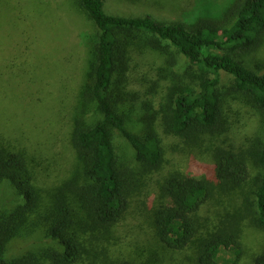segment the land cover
<instances>
[{"label": "trees", "instance_id": "16d2710c", "mask_svg": "<svg viewBox=\"0 0 264 264\" xmlns=\"http://www.w3.org/2000/svg\"><path fill=\"white\" fill-rule=\"evenodd\" d=\"M104 1L77 0L97 30L82 34L88 57L70 109L69 144L75 167L68 189L49 204L34 185L29 159L0 140V185L10 184L23 200L10 213L0 212V264H33L30 258H9L6 246L13 237L27 236L28 230L33 232L42 224L60 246L46 254L50 264L84 259L89 264L98 259L101 264H151L147 259L120 255L118 250L114 258L103 255L102 260L91 246L93 240L104 241L125 220L142 180L154 172H161V178L155 194L144 203L152 243L174 252L195 246V264H219L217 252L223 246L235 253L229 264H238L243 257L238 228L244 218L213 230H202L199 219L215 190L228 194L247 187L251 162L256 168L250 190L252 223L264 233V67L248 68L235 52L253 49L264 39V0H195L183 20L171 22L151 15L106 13ZM146 55L150 61H144ZM178 56L189 62L181 73L175 71ZM157 60V70L170 73L166 75L169 82L163 91L158 81L155 92L149 89L153 102L157 98V108L152 111L153 102L147 101L143 125L140 121V130L133 132L113 87L123 83L131 65L139 67L143 61L152 66ZM220 71L233 77L231 90L259 114L261 138L254 139L244 154L217 148L211 160L191 156L183 172H162L166 156L161 134L198 143L232 127L225 124ZM88 110L98 117L90 122L81 119L79 113ZM115 134L132 149L131 158L119 155ZM82 236L92 241L91 246L84 245ZM253 264H264V245Z\"/></svg>", "mask_w": 264, "mask_h": 264}, {"label": "rangeland", "instance_id": "374dc122", "mask_svg": "<svg viewBox=\"0 0 264 264\" xmlns=\"http://www.w3.org/2000/svg\"><path fill=\"white\" fill-rule=\"evenodd\" d=\"M194 5L195 0H105L104 10L124 16L151 15L171 22L183 20ZM96 30L77 0H0V140L29 159L34 167V185L46 200H50L49 204L68 189V181L73 177L75 161L69 144L70 109L88 57L82 34ZM235 52L248 68L255 69L256 64L264 67V39L253 49ZM178 59L179 67L175 71L181 73L189 62L183 56ZM150 60V56L144 57L145 62ZM152 64L142 61L139 67L131 65L123 83L113 87L118 95V106L129 118L128 125L133 127V132L140 130L142 117L147 112L145 103L153 102L149 89L155 92L154 83L158 81L159 90L163 91L169 82L166 75L170 73L159 72L156 68L159 60ZM219 76L226 102L225 124L232 127L221 136L206 137L198 143L161 134L166 156L162 172H183L191 156L199 161L211 160L210 156L217 148L244 154L254 139L261 138L257 111L244 105L241 95L231 90L233 77L230 74L220 71ZM156 99L150 103L152 111L157 108ZM79 116L90 122L98 114L88 110ZM114 138L119 155L124 159L131 158L133 152L127 142L117 134ZM249 165L252 177L247 187L228 194H218L215 190L209 203L201 209L199 219L202 230H213L220 224L230 226L237 217L244 218L238 228L243 247V257L238 264H253L254 256L264 245V233L252 223L254 199L250 190L256 168L251 162ZM160 178L161 172H154L142 180L141 191L132 200L125 220L113 228L104 241L93 240L92 246V241L88 243L82 236L84 245L91 246L102 260L103 255L112 259L119 251L120 255L147 259L152 261L151 264H195V246L174 252L152 243L144 203L155 194ZM64 193L70 194L69 191ZM22 201L10 184L0 185V212L10 213ZM225 220L228 222H223ZM43 226L33 232L28 230L27 236L13 237L6 246L7 256L30 258L33 264H50L46 254L60 246L48 236ZM217 257L219 264H229L235 253L233 249L221 246ZM74 264H89V261L84 259ZM94 264H101L100 260Z\"/></svg>", "mask_w": 264, "mask_h": 264}]
</instances>
